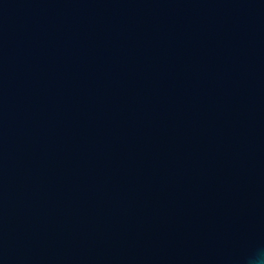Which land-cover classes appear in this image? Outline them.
<instances>
[{
    "label": "water",
    "instance_id": "water-1",
    "mask_svg": "<svg viewBox=\"0 0 264 264\" xmlns=\"http://www.w3.org/2000/svg\"><path fill=\"white\" fill-rule=\"evenodd\" d=\"M261 252L264 0H0V264Z\"/></svg>",
    "mask_w": 264,
    "mask_h": 264
},
{
    "label": "clouds",
    "instance_id": "clouds-1",
    "mask_svg": "<svg viewBox=\"0 0 264 264\" xmlns=\"http://www.w3.org/2000/svg\"><path fill=\"white\" fill-rule=\"evenodd\" d=\"M252 264H264V252L257 254V256L252 261Z\"/></svg>",
    "mask_w": 264,
    "mask_h": 264
}]
</instances>
